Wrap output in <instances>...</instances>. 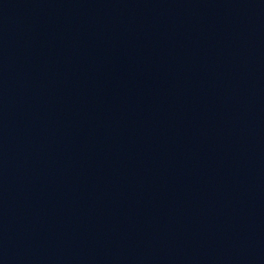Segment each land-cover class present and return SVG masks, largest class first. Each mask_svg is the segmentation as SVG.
I'll return each instance as SVG.
<instances>
[{
    "label": "water",
    "instance_id": "95a60500",
    "mask_svg": "<svg viewBox=\"0 0 264 264\" xmlns=\"http://www.w3.org/2000/svg\"><path fill=\"white\" fill-rule=\"evenodd\" d=\"M31 264H264V0H109Z\"/></svg>",
    "mask_w": 264,
    "mask_h": 264
}]
</instances>
